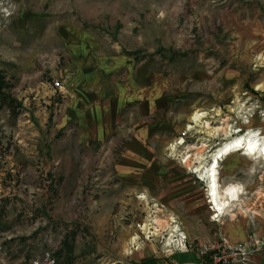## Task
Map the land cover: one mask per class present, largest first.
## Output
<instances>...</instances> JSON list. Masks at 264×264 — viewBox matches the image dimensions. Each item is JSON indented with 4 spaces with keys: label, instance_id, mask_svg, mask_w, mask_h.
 <instances>
[{
    "label": "rangeland",
    "instance_id": "374dc122",
    "mask_svg": "<svg viewBox=\"0 0 264 264\" xmlns=\"http://www.w3.org/2000/svg\"><path fill=\"white\" fill-rule=\"evenodd\" d=\"M212 1L204 13L184 11L191 19L174 24L181 36L169 48L160 39L151 51L144 34L140 48L110 57L122 63H113L107 79L123 86L141 68L144 88L151 89L152 76L164 86L158 114H166L170 126L146 135V150L134 151L140 157L134 161L132 134L122 124L107 140L91 144L78 143L79 130L69 133L57 124L61 95H67L69 49L80 31L102 35L96 21L108 9L103 0H0V76L10 86L5 97L15 100L0 97V264H32L45 252L55 264H150L137 255L149 246L159 254L169 238L168 218L175 220L170 226H182L187 216H173L159 198L172 184L153 183L162 190L148 193L134 180L186 175L203 187L184 163L189 155L193 162L202 145L209 155L241 131L258 128L264 136V87L257 90L264 86V0ZM59 77L62 88L54 90ZM105 90L107 99L114 97L113 88ZM197 111L204 118L196 125ZM74 125L78 129L80 122ZM231 158L239 160L237 174L249 178L248 188L264 186L263 161L246 166L241 153ZM145 195L148 201L141 200ZM155 219L165 227L158 236L148 234ZM209 228L207 239L220 233L219 226Z\"/></svg>",
    "mask_w": 264,
    "mask_h": 264
},
{
    "label": "crops",
    "instance_id": "0c3cea01",
    "mask_svg": "<svg viewBox=\"0 0 264 264\" xmlns=\"http://www.w3.org/2000/svg\"><path fill=\"white\" fill-rule=\"evenodd\" d=\"M210 1L212 0H103L104 7L108 9H104L102 16L96 21L98 26L101 24L105 29L102 35L94 31H80L69 49L71 61L69 58L67 61L70 66L65 68L69 72L65 89L67 95H61L64 105L57 119L58 129L64 130L68 127L69 133H78L79 130L78 143L91 144L107 140L122 124L125 133L129 131L132 134L128 150H132L130 156L137 161L138 153L133 152L146 150V135L153 132L155 134L160 127L170 126L166 114H158L159 89L164 86L159 84L157 76H152L149 80L151 89L144 88L141 68L140 76L136 71L135 77L126 79L123 86L118 80L107 79L106 76L113 69V63H122V60L112 63L110 57L119 56V50L126 47L131 52L140 48L144 34L150 40L151 51L156 48L160 39L162 45L169 48L171 43L181 36L178 31H172L174 24L179 23L181 19H191L184 15V11L193 8L196 9V14L204 13V6L213 7ZM211 13H208V16H211ZM216 14L214 13V16ZM143 24L150 29H144ZM108 87L113 88L114 97L111 99H107L105 88ZM125 111L128 114L121 118L122 112ZM76 121L80 122L78 129L74 125ZM246 161V166L251 164L250 160ZM239 169L240 162L237 158L230 157L222 164L220 185H238L243 195L236 206L225 211L220 224H215L209 219L211 211L206 199H210L211 193L207 196L204 190L206 185L201 187L193 181L192 176L164 175L134 180L140 185L145 184L147 192L148 189L151 191L155 188L161 192L162 188L153 183L172 184L159 198L165 201L167 209L168 204L171 206L169 211L173 216H187L186 220L182 219L181 227L189 241L186 250L173 253H166V247L161 246L162 250L158 254L149 246L137 255L138 258H148L150 264H201L197 245L211 236L207 234L209 226H219L221 236L230 243L247 242L251 234L257 239H264V201H260L264 196H259L264 191V186L248 188L249 178H241L237 174ZM145 197L148 201L146 195ZM195 198L199 201L198 205L194 204ZM200 212L202 219L198 216ZM170 221L175 220L171 217L166 222L170 225ZM253 230L259 231V234L251 233ZM192 239H199V242H190ZM248 264H264V248L254 253Z\"/></svg>",
    "mask_w": 264,
    "mask_h": 264
},
{
    "label": "bare ground",
    "instance_id": "6f19581e",
    "mask_svg": "<svg viewBox=\"0 0 264 264\" xmlns=\"http://www.w3.org/2000/svg\"><path fill=\"white\" fill-rule=\"evenodd\" d=\"M263 87L264 86L258 85L257 90H261ZM201 114L202 113L197 111L192 118V121L196 122V125L201 123L202 119L204 118V114ZM204 125L207 127V129H211L208 122H205ZM215 130L218 131L220 130V128ZM259 131L260 129L256 128L254 130L248 131L246 134H241L236 137H231L230 135L226 137L223 143L219 145L216 150L212 151V153L210 152L209 155H207L208 153H205V148H207L206 145H202L201 148H197L200 152L194 155L195 158H193V162H191L192 160L189 161V159L186 160V165L195 168V172H199L200 176L203 178L201 182L204 181V185H206L207 196L209 195V193H211L209 195L210 199L208 203L209 205H212L213 211L217 214L216 217L219 218L217 222H221L220 219L224 215L225 211L236 206L237 202H239L240 200V197L243 195L241 187H239L238 185L229 183L221 187L219 179L222 175V164L230 157L236 156L239 153H241V155L244 156L245 159H248L250 161L256 160L253 162H264V136H262L261 132ZM182 143L183 142L181 141L180 144ZM170 148L171 150L176 151L175 145H172ZM141 199L145 201L147 200L146 197H141ZM162 223L155 219V226L153 228L148 229L149 225L146 224L142 226L141 229L144 231H147L148 229V234L158 236L159 227H163ZM168 227L170 228V232L166 244L172 242V238L174 237V235L179 232L177 225H169ZM152 229L154 230V232L152 231ZM137 238H133L132 241L135 242ZM136 252H139V250Z\"/></svg>",
    "mask_w": 264,
    "mask_h": 264
},
{
    "label": "built area",
    "instance_id": "2783aa9c",
    "mask_svg": "<svg viewBox=\"0 0 264 264\" xmlns=\"http://www.w3.org/2000/svg\"><path fill=\"white\" fill-rule=\"evenodd\" d=\"M53 88L54 90H60L62 88V79L58 78V80L53 83ZM240 133H242V131L235 133V136L240 135ZM177 144H180V142ZM189 158L190 156L187 157L186 160ZM186 160L184 163H186ZM191 171L192 174L196 176L195 180L201 183L203 178L200 176L199 172H195V168H192ZM203 185L204 181L202 186ZM204 190L205 193H207V188H204ZM206 201L208 202L209 199H206ZM208 208L211 211L209 216L210 221L216 223L217 220H219V218L216 217L217 214L213 212L212 205L208 204ZM176 225L178 226L179 232L174 235L172 242H169L168 244H165L164 242L162 244V246L166 247V253H173L177 250L187 249V242H189L187 236L182 232L181 226H179L178 223H176ZM263 248L264 239H257L253 234L250 235L247 242L230 243L227 239L221 236L220 233H214L212 238L202 240L201 243L197 245V253L201 260V264H248L251 256L256 252L261 251ZM32 264H55V258L49 252H45L43 253L42 258H36Z\"/></svg>",
    "mask_w": 264,
    "mask_h": 264
},
{
    "label": "trees",
    "instance_id": "16d2710c",
    "mask_svg": "<svg viewBox=\"0 0 264 264\" xmlns=\"http://www.w3.org/2000/svg\"><path fill=\"white\" fill-rule=\"evenodd\" d=\"M5 87H10V86H8V85L5 83L4 78H3L2 76H0V97H2L3 99L5 98V101H6V102L8 101L9 104L15 103V100H13L12 98H6V97H5V95H4V93H3V89H4Z\"/></svg>",
    "mask_w": 264,
    "mask_h": 264
}]
</instances>
